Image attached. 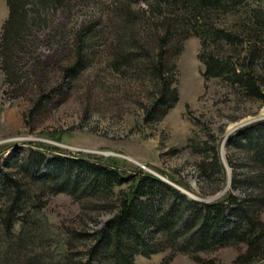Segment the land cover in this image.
I'll list each match as a JSON object with an SVG mask.
<instances>
[{
    "label": "trees",
    "instance_id": "1",
    "mask_svg": "<svg viewBox=\"0 0 264 264\" xmlns=\"http://www.w3.org/2000/svg\"><path fill=\"white\" fill-rule=\"evenodd\" d=\"M6 1L9 15L0 35V67L4 82L15 83L13 94L18 95L24 93V81L12 55L31 33V12L39 16L44 8L70 2ZM114 4L119 12L117 21L109 23L112 68L120 71L134 63L135 69L159 82L145 106L146 122L159 118L178 98L175 57L192 35L201 41L198 57L205 80L219 78L247 100H264V0H115ZM100 22L101 18L95 19L78 31V59L66 68L68 75L85 65V48L96 38ZM229 143L246 148L256 167L247 175L234 173L233 187L241 188L244 197L230 191L210 201L191 198L142 166L130 171L113 156L32 143L29 152L11 156L8 163L14 171L0 169V264H137V254L150 256L167 249L204 264H227L203 258L200 252L241 244L246 247L236 264H254L264 256L260 216L264 119L241 127ZM194 151L203 155L198 162L202 174L220 183L223 169L217 146L195 144ZM47 191L66 192L82 202L106 200L114 210L91 234L93 241L83 252L74 251L73 240L87 233L55 228L50 222L42 201ZM172 257L158 264H169Z\"/></svg>",
    "mask_w": 264,
    "mask_h": 264
},
{
    "label": "rangeland",
    "instance_id": "2",
    "mask_svg": "<svg viewBox=\"0 0 264 264\" xmlns=\"http://www.w3.org/2000/svg\"><path fill=\"white\" fill-rule=\"evenodd\" d=\"M114 1L69 0V6L44 8L39 16L31 12V33L12 55L24 81L23 94H13L16 84L4 82L0 67V169L13 170L12 155L29 152L32 143L47 142L71 151L113 156L130 171L144 164V169L174 180L195 199L210 201L230 191L244 197L241 188L233 187V176L236 172L250 174L255 162L246 148L234 147L229 141L243 127L240 124L264 115V100H247L219 78L205 80L198 57L201 41L192 35L175 57L178 98L159 118L146 122L145 106L158 91L159 82L135 69L134 63L120 71L112 68L111 25L119 12ZM8 15L7 1L0 0V35ZM98 18L96 38L85 48V65L68 75L66 68L78 59V31ZM195 144L217 146L223 169L220 183L202 174L198 162L203 155L194 151ZM42 201L55 228L87 233L73 240L75 252H83L93 241L91 234L114 213L106 200L82 202L66 192L47 191ZM260 216L264 220V207ZM245 247L218 246L200 255L236 264ZM170 255L169 264H204L171 249L150 256L137 254L135 259L137 264H158ZM254 264H264V256Z\"/></svg>",
    "mask_w": 264,
    "mask_h": 264
},
{
    "label": "water",
    "instance_id": "3",
    "mask_svg": "<svg viewBox=\"0 0 264 264\" xmlns=\"http://www.w3.org/2000/svg\"><path fill=\"white\" fill-rule=\"evenodd\" d=\"M261 119H264V115H261L260 117L258 116V117H255L254 119H250L249 121H246V123L245 124H249V123H253V122H256V121H258V120H261ZM245 124H243V126L245 125ZM239 129V127H238V125L236 126V130H238ZM235 130V129H234ZM233 130V131H234ZM143 167H146L144 164L142 165ZM150 170V169H149ZM167 181H169L170 183H172V184H174V185H176L177 187H179L180 189H182L183 191H185L186 193H189L188 191H186L184 188H182L181 186H179V185H177L176 183H174L175 181L173 180H170V179H166ZM189 194H191V193H189ZM191 195H193V194H191ZM193 197L194 198H196L194 195H193ZM217 196H213V197H211V199H213V198H216Z\"/></svg>",
    "mask_w": 264,
    "mask_h": 264
},
{
    "label": "bare ground",
    "instance_id": "4",
    "mask_svg": "<svg viewBox=\"0 0 264 264\" xmlns=\"http://www.w3.org/2000/svg\"><path fill=\"white\" fill-rule=\"evenodd\" d=\"M262 120V119H261ZM246 122H244V123H242V124H240V126L242 125L243 126V124H245ZM246 125V124H245ZM236 127V126H235ZM235 127H233L232 129H231V133H233V129L235 128ZM231 133H229V136H230V134ZM227 136H225V138L223 139V142H222V151L224 152V150H225V148H226V145H227ZM220 195H222V193H220L218 196H220Z\"/></svg>",
    "mask_w": 264,
    "mask_h": 264
}]
</instances>
